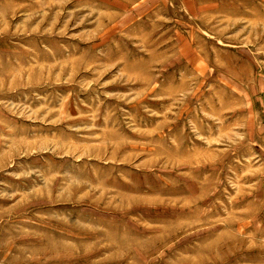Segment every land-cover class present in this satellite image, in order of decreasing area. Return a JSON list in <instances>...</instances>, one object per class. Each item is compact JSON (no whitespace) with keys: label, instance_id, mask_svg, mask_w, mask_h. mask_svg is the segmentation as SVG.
<instances>
[{"label":"rangeland","instance_id":"374dc122","mask_svg":"<svg viewBox=\"0 0 264 264\" xmlns=\"http://www.w3.org/2000/svg\"><path fill=\"white\" fill-rule=\"evenodd\" d=\"M0 264H264V0H0Z\"/></svg>","mask_w":264,"mask_h":264}]
</instances>
